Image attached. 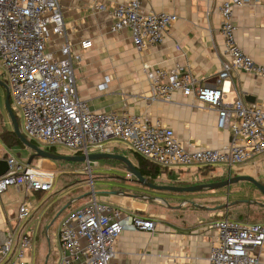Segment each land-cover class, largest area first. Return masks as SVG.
<instances>
[{
    "label": "built area",
    "instance_id": "2783aa9c",
    "mask_svg": "<svg viewBox=\"0 0 264 264\" xmlns=\"http://www.w3.org/2000/svg\"><path fill=\"white\" fill-rule=\"evenodd\" d=\"M251 0H225L219 5L224 49L222 67L216 82L201 85L189 66L144 68L150 80V98L170 99L176 90L193 93L203 104L218 112L220 128H229L232 137L221 148L187 150L173 129L162 122L151 123L140 115L116 111H95L78 92L74 60H80L69 39L59 0H0V65L7 75L12 103L20 110L24 134L29 139L54 147L63 145L89 154V147L104 151L112 139L126 143L151 162L172 168L182 166H225L229 173L254 156L264 154V106L248 103L238 93L225 102L226 82L236 70L264 76V64L257 63L239 45L234 8ZM105 10V4L93 6ZM112 29L128 28L135 47L161 43L178 16L170 12L145 11L142 0L115 5ZM54 36L60 38L56 40ZM58 44L60 56L48 49ZM82 48L92 41H81ZM106 76L99 89L108 88ZM13 108V107H12ZM23 132V131H22ZM8 171L0 176V193L20 182L29 192L48 191L54 185L55 171L24 163L16 155L6 158ZM212 222L217 238L210 252V264H259L264 245V222H243L230 217L228 209ZM31 214L28 203L19 207L18 220ZM155 222L140 218L98 201L94 195L73 209L61 221L58 238L61 257L57 264H118L116 243L127 230H154ZM34 242L33 232L15 237L0 233V264L14 252V264H27Z\"/></svg>",
    "mask_w": 264,
    "mask_h": 264
},
{
    "label": "crops",
    "instance_id": "0c3cea01",
    "mask_svg": "<svg viewBox=\"0 0 264 264\" xmlns=\"http://www.w3.org/2000/svg\"><path fill=\"white\" fill-rule=\"evenodd\" d=\"M129 1L59 0L73 50L81 56L80 60H74L80 98L95 111L129 113L151 123L162 122L173 129L187 150L221 148L229 143L232 131L219 127L216 110L200 102L193 93L186 95L181 90L174 91L167 100L150 98V80L144 71V68L170 70L180 64L189 66L199 84H214L222 67L224 37L220 30L219 5L225 0H142V8L147 12L165 11L178 16L161 43L142 50L135 47L128 28L112 29V8ZM98 3L105 4L106 9H95L93 6ZM234 22L239 45L257 63L264 64V0H251L247 5L235 7ZM54 38L60 40L57 36ZM85 39L92 41V46L86 49L81 46ZM58 48V44L48 45L50 51L60 56ZM106 76L111 80L107 90L101 91L98 86ZM225 86V102H232L240 93L244 99L246 95L251 96L246 102L264 106V76L236 70ZM18 152L20 158L32 154L27 148H7L0 140V160H6L11 154L18 157ZM104 152L112 151L104 148ZM262 156L264 154L254 156L236 167L232 174H251L264 183V173L257 162ZM104 163L107 162L93 164L103 170ZM32 164L57 171L49 158H36ZM178 168H169L158 179L165 176L170 181L167 185H180L186 176L195 172ZM225 169L227 173H222L229 175ZM197 171L207 176L200 167ZM131 185L137 191L117 188L116 191L127 192L122 194L105 189L102 191L105 195L98 201L124 213L151 219L156 223L155 229L123 232L116 243L115 261L118 264H210L211 247L218 234L212 222L220 219L222 210H212L210 204L194 200L187 192L159 190L134 182ZM53 188L29 192L20 182L19 186L12 185L0 193V233L12 231L17 238L27 232L34 234L27 264L47 263L52 253L50 230L53 225L57 241L54 264H57L61 257L58 238L61 221L73 210V202L88 195L59 196L62 192L52 194ZM143 192H152L155 196ZM156 195L165 196L167 202ZM158 199L166 209L151 208L150 201ZM23 203H28L31 214L19 221L17 216ZM14 259L13 252L5 264H14ZM259 264H264V245L259 252Z\"/></svg>",
    "mask_w": 264,
    "mask_h": 264
},
{
    "label": "rangeland",
    "instance_id": "374dc122",
    "mask_svg": "<svg viewBox=\"0 0 264 264\" xmlns=\"http://www.w3.org/2000/svg\"><path fill=\"white\" fill-rule=\"evenodd\" d=\"M0 79L8 82L7 75L4 74V71L1 65H0ZM11 106L13 107V110H15V112L19 116L18 121H19L21 131L25 133L20 110L16 108L12 102H11ZM0 110L2 112L0 114V128H1V124H3L9 129L13 128L11 119L9 117V114L5 106V90L1 86H0ZM37 143L42 148L46 149L48 147L39 142ZM102 147L108 151H112L113 153L118 152V154H122L128 157L135 164H137L134 151L131 150L130 147L122 141L112 139L104 143ZM27 149L33 153L31 149L29 148ZM89 151L92 153V152L99 151V149L97 147L91 146L89 147ZM54 152L57 154H64V155H77L80 151H73L63 145H56L54 146ZM18 157L20 158V154H18ZM28 158L29 157L23 156L20 159L24 163H27ZM34 162L35 160L33 161V163ZM52 162L54 163V166L52 168L57 169V171L53 169L55 171V180H54V186H53L54 188L51 191L52 194L56 191L59 193L62 192L59 196H63V195L68 196L69 194V197H78L84 194H88L80 198L76 202H73L71 204V206L73 207L72 209H75L87 203L94 195L99 200L103 195H105L102 192L105 189L116 190L117 188L118 189L121 188L125 190H130V191H137L134 188H132L131 181L129 180L130 177L128 173L125 171L124 165L113 164V163L107 162V163H104L105 166H103V170H99L98 168L94 167L93 163L95 161L91 162L89 165L86 162H75V161H67V160H52ZM257 162H259V167L262 173H264V156L258 158ZM104 167L106 168L104 169ZM198 167L199 166H182L181 168L183 169H190V170L195 171L194 173H190L189 174L190 176L189 175L188 177L186 176L185 180H188L195 184L211 182V181H214V179L216 178L222 177V175H224L222 171L226 172L225 166L219 165V166H216V168L213 170L204 169V172L207 173V176H204L201 171H197ZM44 168H47V167H44ZM174 169L178 170L179 168L174 167ZM155 182L158 183V185H167V183H169L170 181L164 176V177H160L159 179L157 178ZM248 187L249 185L245 183H239L236 185H232L229 188H221V189H215V190L206 189L202 191L187 192L188 193L187 196H191L194 200H200L203 203L210 204V206L212 207L222 205L226 203L227 201H235L238 199H254V200L264 202V194L261 191L253 190V192H246L245 194H243L244 191L247 190L246 188ZM138 192H141V191H138ZM154 192H157V191H154ZM143 193H146L150 197L155 196V194H153L152 192H143ZM163 194H166V193H163ZM156 196L163 198V200L167 202V200L165 199V196H161V195H156ZM71 201L72 199L68 202H71ZM160 201H161L160 199H158V201H155V200L150 201V204L152 205L151 208L157 211H159L160 208H162L163 210L166 209L167 207ZM217 210L218 211L222 210L221 214L227 211L225 208L217 209ZM228 212L231 218H234L239 221L259 222V221H263L262 217L264 213V208H260L257 205H249L247 207L246 204L239 203V204L231 206ZM55 235H56V226L53 225V227L50 230L52 253L46 264H54L56 256H57L56 251H55L56 242H57ZM40 264H44V262L42 261L40 262Z\"/></svg>",
    "mask_w": 264,
    "mask_h": 264
},
{
    "label": "water",
    "instance_id": "95a60500",
    "mask_svg": "<svg viewBox=\"0 0 264 264\" xmlns=\"http://www.w3.org/2000/svg\"><path fill=\"white\" fill-rule=\"evenodd\" d=\"M0 86L5 90V106L9 114V117L11 119L14 132L16 133L18 138L22 141V143L27 148L33 151V153L29 156L27 160L28 165L32 164L36 158H49L52 160L86 162L88 163V165L93 161L96 162V161H103V160L111 159V160L121 161L125 164L126 172L128 173L130 177L129 180L131 182L144 184V185H147L149 187L159 189V190H165V191L177 192V193H185V192H193V191H202L206 189L215 190V189H221V188H229L232 185H236L242 182H248L250 184H253L264 194V183L258 180L256 177L247 175V174H236L234 176H229L228 178L223 179V180L198 183V184H190V185H158V184H155L149 181L145 176H143L140 170L134 164V162L122 154L100 151V152H93V153L82 154V155H64V154H57L55 152L49 151L45 148L40 147L37 143L30 140L21 131L19 121L11 106V92H10L9 85L6 83V81L0 79ZM249 97L251 96L246 95L245 100L249 101ZM8 169L9 167H8L7 161L4 159L0 160V176L7 173ZM113 192L127 194V192L116 191V190ZM160 199H163V198H160ZM239 203L264 207V202L262 201H258L254 199H238L235 201H227L226 203L216 206V207H212L211 209L212 210L222 209V208L228 209L231 206L239 204Z\"/></svg>",
    "mask_w": 264,
    "mask_h": 264
},
{
    "label": "trees",
    "instance_id": "16d2710c",
    "mask_svg": "<svg viewBox=\"0 0 264 264\" xmlns=\"http://www.w3.org/2000/svg\"><path fill=\"white\" fill-rule=\"evenodd\" d=\"M11 102H12V99H11ZM13 111L15 112V110H13ZM1 113L2 112L0 110V114ZM15 114L17 116V119L19 120L18 114L16 112H15ZM0 140L7 148H27L22 143V141L18 138V136L14 132L13 128L9 129L6 126H4L3 124H1V129H0ZM30 140L37 143V141H35L34 139H30ZM46 149L54 152V147L48 146ZM18 154H20V153L18 152ZM134 154H135V158H136V162H137V168L140 170L142 175L145 176L151 182H154L162 172L169 169V168L161 166L157 163L151 162L150 160H148L147 158L143 157L142 155L138 154L135 151H134ZM105 161L108 163L115 162L117 164L124 165L123 162L118 161V160L108 159ZM200 168L202 170H204V169H206V170L215 169L214 167H200ZM204 173H206V172H204ZM225 177H226V175H222V177L216 178V179H214V181L222 180ZM179 184L180 185H190V184H195V183H192V182L184 179V181L180 182ZM246 205H247V207L249 206V204H246ZM260 208H264V207H260ZM228 210H230V208H228ZM262 219L264 220V213H263Z\"/></svg>",
    "mask_w": 264,
    "mask_h": 264
},
{
    "label": "flooded vegetation",
    "instance_id": "af4514ba",
    "mask_svg": "<svg viewBox=\"0 0 264 264\" xmlns=\"http://www.w3.org/2000/svg\"><path fill=\"white\" fill-rule=\"evenodd\" d=\"M247 175H251V174H247ZM229 176H234V174H229V175H226V177L225 178H223V179H226V178H228ZM252 176V175H251ZM222 179V180H223ZM258 179V178H257ZM259 180V179H258ZM242 183H245V184H247V185H249V187L248 188H246L247 190L246 191H244V193L243 194H245L246 192H253V190H255V191H260L257 187H255L253 184H250V183H248V182H242Z\"/></svg>",
    "mask_w": 264,
    "mask_h": 264
}]
</instances>
